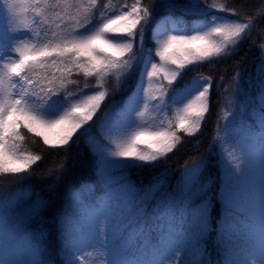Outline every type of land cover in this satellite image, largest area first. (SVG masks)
Listing matches in <instances>:
<instances>
[{
    "label": "snow or ice",
    "instance_id": "obj_1",
    "mask_svg": "<svg viewBox=\"0 0 264 264\" xmlns=\"http://www.w3.org/2000/svg\"><path fill=\"white\" fill-rule=\"evenodd\" d=\"M244 8L246 19L216 0H0V178L21 184L42 161L25 132L65 153L46 194L0 184V264H264V40L256 63L216 85L234 89L217 174L202 157L175 183L167 169L133 179L202 129L212 77L174 85L236 55L264 21V0ZM110 82L125 99L101 120L102 142L91 122ZM72 155L91 156V181L65 182Z\"/></svg>",
    "mask_w": 264,
    "mask_h": 264
},
{
    "label": "trees",
    "instance_id": "obj_2",
    "mask_svg": "<svg viewBox=\"0 0 264 264\" xmlns=\"http://www.w3.org/2000/svg\"><path fill=\"white\" fill-rule=\"evenodd\" d=\"M104 2L106 3L107 0H104ZM121 2L122 0H112V3L114 4H119ZM144 2L148 3L149 0H144ZM181 2H183V0H181ZM211 2L212 0H208V3ZM216 2L226 3L228 7L236 9V11L240 13L241 19L247 18L244 16L245 4H247L248 11H252L253 8H259V0H216ZM177 15H179V13H177ZM256 23L257 27L252 30L251 35L247 38V40L241 44L236 55L217 64H205L196 68L190 67L183 74V76L178 79L177 83L174 85L175 88H179L186 82H189L195 75L199 74L211 76L213 79L211 110L198 134L189 137L186 134L181 133L182 143L178 146L177 150L169 154L167 158L161 160L154 168H146L139 171L138 173L134 171V180H136L138 183L143 182L146 184L152 178V176L156 175L157 173H161L164 169H167L169 181L171 183H175L180 176V171L185 165V162H191L192 160L202 157L213 162L210 165L209 171L212 175L217 174V168L215 166V160L217 159V145L214 143V137L218 130L217 125L219 124L221 128L224 125L223 109L226 107L228 102L226 97H229L234 89L232 91L226 92L223 90V85H221L220 89H217L216 85L220 83L221 76L224 77L223 84H229L233 72L238 67H250L256 63L257 58L260 56L259 44L262 42V40H264V34H262V30H264V21L258 20ZM253 41H255V44ZM148 46L151 47V44L149 43ZM79 79L81 80V84H83V77H80ZM89 83L95 84V80H90ZM107 87L110 93L114 92L115 94L111 95L110 98L106 100V102L102 105L100 112L96 117H94L93 122H91V133L102 140L103 137L101 136L99 125L104 114L114 103L125 97V95L120 91L114 89L111 82L107 85ZM171 115V112H169L170 118ZM24 135L27 138L25 144L28 150L33 152V154L42 155L43 159L34 166V174L32 175L31 179L24 180L21 184H13V178L6 177L0 178V184L4 185L5 191H12L17 187H23L24 185H31L34 190H38L41 191L42 194H46L44 193V187L45 185L51 183L54 177L45 178L43 174L57 165L59 160L64 157L65 153L48 148L43 144L42 140L30 136L26 132ZM33 141H35V143H33ZM71 163H73L75 166L73 172L65 177L66 183L78 186L81 182L91 181L93 179L90 155L82 163L76 160L75 155H72ZM61 191H64L63 183L61 184ZM55 231L56 230L53 228V239L55 238Z\"/></svg>",
    "mask_w": 264,
    "mask_h": 264
},
{
    "label": "rangeland",
    "instance_id": "obj_3",
    "mask_svg": "<svg viewBox=\"0 0 264 264\" xmlns=\"http://www.w3.org/2000/svg\"><path fill=\"white\" fill-rule=\"evenodd\" d=\"M127 2L128 3H131L132 2V0H127ZM231 96V95H230ZM229 96V97H230ZM125 99V97L124 98H122L121 100H119V101H117L116 103H114L110 108H109V110L106 112V113H115L116 111H118L119 110V106H120V104H121V102L123 101ZM231 109L229 108V105H228V102H227V105H226V107L223 109V116H224V111H230ZM105 113V114H106ZM105 114H104V116H105ZM104 116H103V118H104ZM102 118V119H103ZM169 118H170V116H169ZM223 121H224V124L227 122L225 119H223ZM111 122V120H109V123ZM97 138H99V137H97ZM100 139V138H99ZM101 141L102 142H105L104 140H102L101 139Z\"/></svg>",
    "mask_w": 264,
    "mask_h": 264
}]
</instances>
